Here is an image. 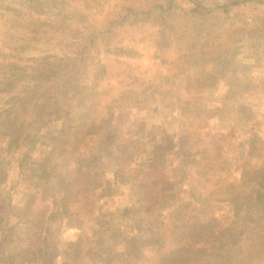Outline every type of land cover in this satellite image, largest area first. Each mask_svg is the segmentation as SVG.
Segmentation results:
<instances>
[{
  "label": "rangeland",
  "instance_id": "obj_1",
  "mask_svg": "<svg viewBox=\"0 0 264 264\" xmlns=\"http://www.w3.org/2000/svg\"><path fill=\"white\" fill-rule=\"evenodd\" d=\"M230 1L0 0V198L15 262L264 264V3L217 6ZM59 129L81 159L46 160L38 181ZM215 144L197 175L191 151ZM184 203L200 216L181 215L172 235L166 217Z\"/></svg>",
  "mask_w": 264,
  "mask_h": 264
},
{
  "label": "trees",
  "instance_id": "obj_2",
  "mask_svg": "<svg viewBox=\"0 0 264 264\" xmlns=\"http://www.w3.org/2000/svg\"><path fill=\"white\" fill-rule=\"evenodd\" d=\"M247 1H254V0H232L230 2H227V3H223V4H218L217 6L221 7L222 9H227V5L228 4H237L239 2H247ZM255 1H259L261 3H264V0H255ZM197 6L199 5L198 3L196 4ZM204 9H210L208 6H205V5H201ZM199 7V6H198ZM2 125V124H1ZM4 129H3V133H6V135H9V131L11 130L9 124L7 123H3V126ZM91 128H87V130L89 131ZM65 133H64V130H55L50 136H49V140H50V146H49V150L47 152H45L42 156H40L38 158V165H39V168L36 169V177H37V180L38 181H42V182H47L48 179H49V172L50 170L46 168L45 166V162L46 160L48 159H51V160H54V159H58L60 157V155L64 154V153H68L67 157L68 158H65V162L66 164H70V163H73V162H76L77 160L81 159L77 156H74L73 154V150L71 152H68L66 151L65 147L70 143L65 137ZM122 144V143H121ZM9 145H10V142L7 143V147H6V150L8 151L9 149ZM118 146L120 147L121 145H117L114 150H112V152H110V158H111V161L113 163L114 162V159L115 158V155H116V150L118 148ZM208 146H203V149L202 150H198V151H191L190 153V157L193 158L191 165H188L189 167L191 166H194L196 169H197V165H195V163L197 162H200V168L198 169L197 171V175H203L204 172H202V168L206 167V171L205 173H207L210 169L212 168H209V164L212 163L214 164L213 161H217V157H213L214 155V152L217 153V151L219 150L220 151V147L219 145H214L212 146L210 149L209 147L207 148ZM183 154V153H182ZM25 158V157H24ZM24 158H22L23 160H25ZM83 158V157H82ZM85 159V158H84ZM154 158H151L150 161H152ZM199 160V161H198ZM2 160H0V172H1V167L4 165L3 162H1ZM216 164V162H215ZM23 166V165H22ZM21 166V168H19V173L22 174L24 173V170H23V167ZM253 173H257V169H253L252 170ZM245 173L247 174V171L246 172H242L241 173V178L243 179H246L248 177H246ZM257 175L254 174L252 175V178H255L257 179ZM251 179V178H249ZM92 181H94V178L92 179ZM95 187L98 186L97 183H93ZM93 186V188H95ZM48 188H50V185L47 186ZM192 188V186H191ZM67 193H71V190H69ZM62 198V197H61ZM247 200L245 203H247L248 205H250L251 207L254 205L255 206V203H253V201L251 200L252 196H246ZM64 199V197H63ZM233 199L229 200L230 202H233L232 201ZM10 201V198H8L7 200L5 199H2L0 198V231H1V241H0V264H24V261H21V262H15L14 258H15V253L12 252L11 250V240H13V237L15 236L14 235V230H15V227L13 225H8V219L6 217H4V214H3V211L5 209V206L7 205V202ZM140 204H136L137 206L134 208L131 207V209L129 210L130 212H137L136 209L138 208H141L140 207ZM177 208H185L183 211L179 212ZM189 205H187V203H184L178 207H176V209H173L170 211L169 215H168V218L166 217V219L168 220L169 222V227L171 229V234L174 235L178 230L176 229L177 227V223H179L182 219V216L181 215H185V214H189V213H192L193 215L191 216V218L193 217H198V215L200 216V213L199 210H193V211H190L189 210ZM51 214V213H50ZM189 216L187 217V220H188ZM211 218H209L208 220H210ZM24 220L26 221V218H24ZM37 223L39 224V228L40 230H48V228H46L44 226V223L45 221L44 220H38ZM203 224H205L204 220H200L198 223L197 221L193 222V223H190V224H186L185 228H184V233H187V234H190V236H194L196 233H198L201 229L200 226H203ZM46 234L47 233H44L43 235V232L40 231L38 236L41 237L39 238L38 240H36L34 243L31 242V245H35V247H37L38 251H40L42 249V246H43V243H44V240H45V237H46ZM189 242H191V240H188ZM56 243L57 242H54V244L52 243V246H56ZM12 249H17L16 246H14ZM19 250V249H17ZM22 250V249H21ZM170 251V250H169ZM23 258V257H21Z\"/></svg>",
  "mask_w": 264,
  "mask_h": 264
}]
</instances>
